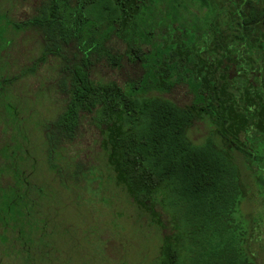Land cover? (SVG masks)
I'll return each mask as SVG.
<instances>
[{
    "label": "trees",
    "instance_id": "16d2710c",
    "mask_svg": "<svg viewBox=\"0 0 264 264\" xmlns=\"http://www.w3.org/2000/svg\"><path fill=\"white\" fill-rule=\"evenodd\" d=\"M9 28L36 30L42 40L36 62L57 60L64 102L41 124L47 165L65 189L64 152L87 124L99 132L114 185L149 226L169 229L150 264H256L245 230L234 235L246 197L236 156L263 155L230 136L220 76L234 73L264 99V0H40L22 20L0 12V45H8ZM124 63L139 68L138 77L120 84L99 75L102 66L119 70ZM35 68L0 75L1 134L15 125L0 141V166L7 169L0 174V226L21 224L18 233L30 245L34 231L46 241L43 198L50 187L30 178L34 165L25 159L30 148L19 114L25 99L13 103L8 90ZM178 84L193 95L187 105L161 95ZM197 121L211 129L200 143L189 137ZM257 182L264 187V175ZM3 187L14 196L3 199Z\"/></svg>",
    "mask_w": 264,
    "mask_h": 264
},
{
    "label": "rangeland",
    "instance_id": "374dc122",
    "mask_svg": "<svg viewBox=\"0 0 264 264\" xmlns=\"http://www.w3.org/2000/svg\"><path fill=\"white\" fill-rule=\"evenodd\" d=\"M39 1L0 0V12H5L8 19L22 20L34 12ZM5 38L8 45L5 40L0 45V75L13 76L36 63L35 71L13 83L8 94L13 103L25 99V107L19 114L26 121L21 129L26 133L30 148L25 159L29 158L34 165L30 178H38L37 182L50 189L43 198L42 212L46 219V241L43 239L46 246L43 241L38 242L41 231L29 236L30 245L18 233L21 224H15L13 230L0 226V264H150L158 255L162 234L169 229L149 226L125 193L114 185L99 132L87 124L80 127L77 138L64 152L69 162L68 189L64 188V182H60L47 165L41 124L53 119L63 106L64 96L56 84L57 60L48 57L44 62H36L42 45L36 30L9 28ZM261 55L264 59V51ZM139 71L136 66L124 63L119 70L102 66L98 72L105 80L114 79L124 84L138 77ZM233 75L220 76V95L229 105V134L255 149L256 154L263 155L261 161L236 156L246 185V197L237 209L234 235L245 230L246 250L256 264H264V187L257 182V177L264 175V99L249 81ZM161 95L180 106L193 99L185 84L175 85ZM0 125L3 126L1 120ZM14 129L15 125H6L4 134L0 132V141L3 137L8 141ZM210 130L206 123L197 121L189 137L194 143H200ZM26 169L32 170L28 166ZM6 171L0 166V174L6 176ZM1 193L3 199L14 196L8 187L1 188Z\"/></svg>",
    "mask_w": 264,
    "mask_h": 264
}]
</instances>
